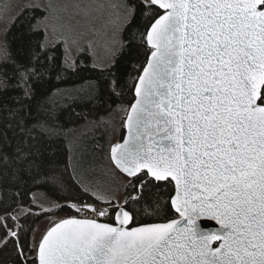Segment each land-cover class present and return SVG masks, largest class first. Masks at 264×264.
<instances>
[{"label": "snow or ice", "instance_id": "snow-or-ice-1", "mask_svg": "<svg viewBox=\"0 0 264 264\" xmlns=\"http://www.w3.org/2000/svg\"><path fill=\"white\" fill-rule=\"evenodd\" d=\"M140 4L148 10L140 33L144 58L134 66L131 102L119 109L125 135L103 157L124 182L104 185L97 178L102 169L85 157L84 133L61 122L62 101L91 98L94 87L55 89L35 119L22 105L9 108L0 175L37 190L14 191L10 202L0 198V244L11 241L20 264H264V0ZM33 6L45 13L38 24L51 21L59 34L69 70L77 67L68 55L71 43L77 53L91 52L93 67L110 71L124 47L119 32L135 13L128 0H35ZM11 7L10 0L0 3V19H13ZM117 22L105 45L109 62L95 63L98 41H81ZM38 76L21 66L14 87L23 99L34 94ZM94 123L85 116L79 127ZM60 137L67 162L57 171L47 157ZM62 173L97 203L60 204L53 197L66 192ZM148 184L171 188L161 201L171 215L161 204L141 214L137 205ZM64 208L75 214L55 217ZM41 216L48 226L37 238L38 229L21 221ZM203 219L218 227H203Z\"/></svg>", "mask_w": 264, "mask_h": 264}, {"label": "trees", "instance_id": "trees-1", "mask_svg": "<svg viewBox=\"0 0 264 264\" xmlns=\"http://www.w3.org/2000/svg\"><path fill=\"white\" fill-rule=\"evenodd\" d=\"M128 2L134 7L135 13L124 28V47L116 57L110 71H101L93 67V57L87 50L79 55L75 70L67 69L64 63L65 48L63 43L59 42L51 46L44 44L46 33L44 28L38 24V21L45 15L43 9H37L34 6L27 7L15 15L6 29L5 52L0 60V83L5 85L0 87V132L5 130L4 124L7 123L4 119L7 114L5 110L22 105L30 113V118L35 119L40 115L42 109L47 107L51 93L55 89L72 93L74 89H88L91 86L96 89L91 98L79 96L73 99H64L60 117L66 129L76 128L77 134L84 133V153H87V159L93 160L94 156H99V159L104 157L109 144L100 133L105 128L110 129L107 122L113 117L115 111L131 102L132 93L129 91V86L132 83L131 77L136 75L134 66L139 65L144 58L140 33L143 32L148 22L142 13L148 10L142 8L140 0H128ZM21 66L32 67L39 73L38 78H34L32 81L34 94L30 99H23L21 91L14 87ZM113 81L117 83L113 84ZM85 116L95 123L86 128H80L79 126L84 123ZM124 135L125 132L121 128L119 140ZM8 136L11 137L10 131ZM48 147L51 150V155L47 158L55 161L56 170L60 171V168L67 162L66 141L60 137ZM62 176L66 184V192L55 197L60 204L79 202L80 200L97 203L89 194L83 193L67 173H62ZM30 188L32 191L37 190L30 181L18 187L11 180L10 175H0V198L5 202H10L14 198L12 196L14 191L28 193ZM41 190L46 191L47 189ZM170 192L171 188L167 185L161 184L157 187L148 184L143 190L141 203L137 205L141 214L144 213L145 207L150 210L154 204H161L164 214L171 215L172 210H169L166 204L161 203L162 200L167 201ZM55 214H61L64 217L75 213L64 208L62 211L57 210ZM43 218L45 216L29 218L28 221H21V223H25L26 226L31 225L36 229ZM0 264H20L11 241L6 246L0 244Z\"/></svg>", "mask_w": 264, "mask_h": 264}, {"label": "rangeland", "instance_id": "rangeland-1", "mask_svg": "<svg viewBox=\"0 0 264 264\" xmlns=\"http://www.w3.org/2000/svg\"><path fill=\"white\" fill-rule=\"evenodd\" d=\"M4 2H8V0H0V3H4ZM10 2H11L12 7L9 10L8 14L12 15L14 18L15 15L20 10L27 8V7H33L35 0H10ZM41 2H42V0H41ZM101 2H103V0H101ZM108 19H109L108 14H107V12H105L104 23H107ZM12 20L13 19L5 21L3 19H0V60L4 56V52H5V32H6V29L9 25V23ZM118 26H119L118 22L116 24L109 25L106 29H103L98 35L90 34L87 37H85L84 40L81 41L82 46H83L85 40H96V41H98V43L95 45L96 56H97L95 63L105 64V63L109 62L108 54L105 51V45L108 41H110V39L112 38L113 32L116 31V28ZM125 26L119 32V39L122 40L123 42H124L123 32H124ZM42 27L43 28L48 27V31L46 34L47 39L49 41H52V43L47 44V46H51L53 44L59 43V41L57 40V36L59 34L53 33L52 28H51V21H49L47 25H44ZM98 27H100L99 24H98ZM68 47H69L68 55L70 57H72L73 59H75V61L77 62L78 57L82 52L77 53L75 48L71 45V43H69ZM64 48H65V45H64ZM122 48L123 47H121L120 50L115 55L114 61L112 62V64L115 62V59L118 56L119 52L122 50ZM88 52L91 54L90 51H88ZM93 64H94V61H93ZM120 108H122V107H119L115 111L113 117L111 119H109L107 122V124L110 125L111 130L108 128H105L104 131L100 133V135L105 137L104 139L107 140L108 144L114 143V142L119 140V132L122 128V126H121L122 112L119 110ZM103 137H101V138L103 139ZM84 154H85V157L88 158L87 153H84ZM92 161H94L95 164L98 165L102 169L101 171L97 172V178L100 179L104 185L111 186V187H117L124 182L125 177L122 176L119 172H115V173L111 172L108 168L107 161H105L104 158L99 159V156H94V159ZM41 191H44V190H41ZM53 198H55V197H53ZM47 207H48V205L45 204V208H47ZM55 217H62V215L61 214H55ZM47 226H48V217H45L40 221V223L36 227V229H38V231L36 232L37 238H39L40 233H42L46 229Z\"/></svg>", "mask_w": 264, "mask_h": 264}, {"label": "water", "instance_id": "water-1", "mask_svg": "<svg viewBox=\"0 0 264 264\" xmlns=\"http://www.w3.org/2000/svg\"><path fill=\"white\" fill-rule=\"evenodd\" d=\"M201 224L203 227H206L208 229H212V228H215V227H218L217 223L213 220H210V219H203L201 221Z\"/></svg>", "mask_w": 264, "mask_h": 264}, {"label": "built area", "instance_id": "built-area-1", "mask_svg": "<svg viewBox=\"0 0 264 264\" xmlns=\"http://www.w3.org/2000/svg\"><path fill=\"white\" fill-rule=\"evenodd\" d=\"M70 203H71V202H70ZM97 206H101V205L98 204Z\"/></svg>", "mask_w": 264, "mask_h": 264}]
</instances>
